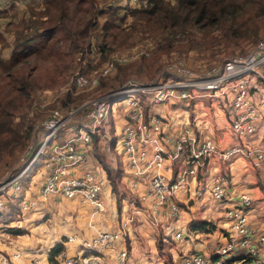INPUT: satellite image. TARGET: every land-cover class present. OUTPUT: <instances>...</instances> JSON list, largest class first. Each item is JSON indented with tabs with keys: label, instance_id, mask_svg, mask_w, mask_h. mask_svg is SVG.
Returning a JSON list of instances; mask_svg holds the SVG:
<instances>
[{
	"label": "built area",
	"instance_id": "obj_1",
	"mask_svg": "<svg viewBox=\"0 0 264 264\" xmlns=\"http://www.w3.org/2000/svg\"><path fill=\"white\" fill-rule=\"evenodd\" d=\"M144 1L114 0L130 5ZM136 55L130 53L107 59L99 73L105 74L115 63ZM263 64L264 36L247 52L224 56L206 66L199 60L190 65L181 58H174L166 61L150 80L127 79L118 87L94 95L77 106L48 109L33 134L29 133L30 138L21 155V159L24 158L22 165L20 163L0 176V213L2 210L7 214L30 211L36 204H43L52 197L89 204L93 211L102 209L103 189L108 180L103 171L89 163L87 152L92 133L101 126L105 133L109 114L119 115L121 123L116 148L127 172L126 186L135 189L140 183L144 185L136 192L138 203L131 197L121 198L130 206L122 209L123 215L115 228H94L90 239H79L74 253H66L63 248L54 255V264H106L104 249L123 237L135 215L151 226H158L160 217L166 221L178 219L180 205L176 190L187 183L189 177L193 190L200 194L196 174L211 156L223 160L240 154L248 158L255 169L264 170V141L249 139L262 119L251 87L258 89V84L252 80L256 72L260 74L258 68ZM71 79L74 85L85 88L98 83L96 74L77 71ZM223 96L228 100L223 102L228 133L239 138L241 143L235 141L222 145L209 136L197 135L187 122L174 123L173 116L147 108L149 104L159 102L186 105L200 101L202 97H213L222 102L218 97ZM108 138L103 140L102 147L110 154ZM40 154L41 181L36 192L25 193L22 175L37 162ZM173 164L175 174L170 179ZM77 165L84 168L78 170ZM212 179L208 197L223 198L226 194L225 176L216 174ZM234 197L235 203L225 208L230 220L224 242L214 246L210 255L197 251L188 253L183 264H226L236 242L244 246L248 254H258L264 236L246 221L252 197L246 191H238ZM182 232L183 226L179 225L172 235L178 238ZM76 237L75 233H67L64 238L73 240ZM19 253V250L0 252V264H15ZM119 253L123 255L125 250L121 249Z\"/></svg>",
	"mask_w": 264,
	"mask_h": 264
},
{
	"label": "rangeland",
	"instance_id": "obj_2",
	"mask_svg": "<svg viewBox=\"0 0 264 264\" xmlns=\"http://www.w3.org/2000/svg\"><path fill=\"white\" fill-rule=\"evenodd\" d=\"M4 1V0H3ZM7 2L8 6L5 8H8L6 15L3 16V13H0V30L3 28V25L5 22H16L22 18H25L27 15L29 16L28 12L26 10L28 9L26 5H35L37 0H8ZM126 1V0H121ZM98 2L103 5L105 4L103 0H89L86 3V6L88 7L87 10L77 9V10H70L69 13L65 16V20L63 23H61V29L57 31L53 36L49 38L47 43L42 45L38 51L35 53L30 54L26 58L22 59L20 62H16L15 66H10L8 68H3L0 65V103L6 104L7 100L11 97L13 98V102H18L17 107H15V104L12 103L9 107H7V111H9V115H5L4 117H10V115H13L11 118L12 124H21L23 127L32 124L29 132L33 134V130L38 126L40 120L45 116L48 109L52 107H61L64 108L66 106H77L86 99L97 95L99 93H102L106 90H111L119 85H121L125 80L127 79H135L139 81L143 80H150L152 79L157 71L161 68V66L166 62L174 58H181L186 63L192 65L196 61H201L203 66L208 65L209 63H214L220 60L224 56L232 55V54H240L247 52L250 50L253 46L252 41L248 40L247 38H243L240 35L233 33L234 35H227L224 34L225 29L222 26L215 27L211 29V37H209V40L212 41L213 49H207L202 48L200 46H195L196 49H190L185 51H171L168 53H160L159 57L154 60V63L150 66V68L141 67L138 64L140 63L137 58L140 55L149 56L151 48L154 46L156 39L159 34L153 35V34H143L140 39L136 37H132L131 39L136 41L131 46H122L117 47L115 49L109 50L105 46L104 40H101V37L99 33H97L96 28L94 25L89 24L86 26V28H83V23L86 19V17L89 15L92 19H94V5L98 4ZM10 3H13V6H9ZM264 3V1H263ZM2 3H0V6ZM11 14V15H10ZM14 14V15H13ZM27 16V17H28ZM104 16H100L98 19H103ZM29 18V17H28ZM22 20V19H21ZM257 25V40L264 36V14L260 15L256 18L254 21ZM31 25V24H30ZM20 22L17 27H15V31L10 30L8 32H2V35L4 36L3 40H0V57L4 58V55L7 54V51L9 50L10 44H7V42L11 41V38L13 37V33L17 35L20 33ZM81 28V31H80ZM253 25L251 22H248L245 24L244 29H248L249 32L253 29ZM3 31V30H2ZM22 32V31H21ZM209 35V36H210ZM17 36H20L18 34ZM221 39H218L221 37ZM177 37V36H175ZM251 38V37H249ZM103 43V49L99 50L97 47V44ZM40 45V44H38ZM197 49L203 50L200 52ZM141 51V52H140ZM146 51V54L143 52ZM130 53H137V55L133 58H128L121 62H134L132 66L127 69L124 73L118 72L117 63L112 67V69L108 70L105 74L99 73L100 68L104 66L107 59L115 58L117 56L125 55L128 56ZM104 55V56H102ZM102 56V57H101ZM7 59V56H5ZM117 66V67H116ZM258 66V65H257ZM18 68L17 70H15ZM122 68V67H121ZM258 70H260V74L253 75L254 79L252 82H256V84H260L263 86V88H260L262 95L257 94L256 92H253L252 95L255 97V100L257 101V105L259 107V115L263 116V107H264V64L260 65ZM77 72H82L85 74H96L98 77V84H96L92 88H85V87H79L72 83V74ZM12 77H25L28 78L31 81L32 86L27 87L24 91H20L19 93L15 89L16 86L13 85ZM255 90V87H251ZM68 94L70 97L65 100V95ZM214 97V96H213ZM213 101L215 98H213ZM22 99V100H20ZM219 100L222 102L214 101V103L209 104L210 99L208 97H202L199 100L201 103L197 105L188 104L183 105L181 103H175L170 104L168 102H159L154 104H149V108H152V111L154 112H165L166 114L176 113V114H183L186 112V117H179V116H173V121L175 122H187L193 127L192 129L195 130L196 133L199 135H206L211 137V139L214 142H219L222 145H226L228 143H232L235 141H239V138H235L232 135H230L228 131V119L226 118V112H225V105H223V102L228 101L225 96L218 97ZM116 100L114 103L116 104ZM39 103H43L42 106L39 105ZM226 103V102H225ZM3 104H0L3 106ZM228 105V104H227ZM193 110V111H192ZM179 118V120H177ZM197 125H203V129L205 131L199 132L197 129ZM214 125L216 126V129H219V134L226 130V132H223L218 136V139L216 140V131L214 130ZM205 126V127H204ZM201 127V126H200ZM196 128V129H195ZM110 125L106 128L105 133H102V136L100 138L105 140L107 139L108 135H111L112 132ZM30 138V136H29ZM29 138L27 140H29ZM241 143V142H240ZM25 146V145H24ZM16 152L15 154L11 155L6 150H2L0 152V176L4 175L5 173L12 171L17 165L23 161L21 159L22 152L24 150V147ZM107 156H111L116 164V158L114 156V153H107ZM238 155V158L243 159L244 161H247L249 164L248 158H244L240 154H233ZM212 157V158H211ZM210 158L212 161L216 158L215 156H211ZM231 157V156H230ZM228 157V158H230ZM40 158V159H39ZM42 154L38 156L37 162H34L30 170H26L22 175V182L24 186H27L25 184L28 176L31 178L34 177L35 174L38 173L40 170L39 163L41 162ZM227 158V159H228ZM219 160L221 159H216ZM224 163H226V159H223ZM113 162V163H114ZM22 165V163H21ZM251 165V163H250ZM78 170H82L84 167L81 165L76 166ZM250 167V166H249ZM251 167L255 169L252 165ZM250 167V168H251ZM220 171H216L215 174L223 175L226 178V183L228 185V170L227 167L222 168L220 167ZM251 168V169H252ZM29 172V173H28ZM223 172V173H222ZM198 173V171H197ZM225 173L227 175H225ZM262 175H264V170L260 172ZM40 175L42 176V170L40 171ZM197 175V174H196ZM209 175V174H206ZM261 176V175H260ZM262 179V177H260ZM211 181L206 184H204V190L201 194V197H203V203L199 205V215L204 216L207 215V212L212 209L216 208L220 212V217L222 218L223 223L226 228L230 218L226 216L225 208L228 206H231L229 201L224 198H211V200L208 198L209 191H210V184ZM187 183L191 184L189 181V177L186 179ZM123 180H120V195H124V197H131L132 193L134 192L132 187L126 186ZM256 183V182H255ZM225 185V189L226 186ZM239 188L245 190L249 195V190L253 189L252 186H245L244 184L240 183ZM198 189V188H197ZM262 190V189H261ZM194 191V190H193ZM36 192V191H35ZM195 194L196 191H194ZM104 196V195H102ZM52 197V196H51ZM56 199H59V197H54ZM52 199V198H50ZM49 200V199H48ZM48 200L46 203L43 204H36L33 209L30 211H23V212H12L10 214H7V211L2 210L0 213V251L3 252H9L13 248L21 249L20 253L23 254L27 253L28 256L40 257L44 256L47 252V250L42 249L38 251H31L32 247L39 246L47 242V240H51L54 238L59 230L58 226L55 224L58 217H62L61 220V226L65 224L68 221V218L66 217L67 210L65 205L69 204H75V201L73 199L63 198L61 197L59 201H57L58 205L61 206L62 213H57L55 210L54 204L50 202V205H53L54 208H51L50 210H47L42 215V209L45 205L48 204ZM72 200V201H71ZM74 201V202H73ZM116 205L118 204V199L116 197L115 199ZM68 202V203H67ZM105 202V198L104 201ZM253 203V202H252ZM123 205L124 209L127 206V202L120 200V205ZM119 205V206H120ZM180 205V203H179ZM52 206V207H53ZM252 206V205H251ZM49 209V208H48ZM250 209V208H249ZM251 210L248 211V214L246 215V221L249 222L248 217ZM33 215V216H32ZM120 215V208L117 207V219H119ZM33 217L34 220H29L28 217ZM37 218V221L35 219ZM135 218H138L135 215ZM25 220V221H24ZM134 220V218L132 219ZM34 224V225H33ZM12 225V226H11ZM19 229L20 232H15V229ZM92 229V233L86 238L90 239L94 229ZM22 231V232H21ZM14 232V233H13ZM49 233L48 238L43 242V233ZM67 234V233H66ZM181 241H184L185 238L183 234L181 235ZM227 238V234L225 236ZM179 238V237H178ZM64 243V249L66 250V253H74L78 244L80 243L79 238H75L73 240H67L66 238L62 239ZM26 248V249H24ZM214 248V247H213ZM28 251V252H26ZM233 251L236 254H248L247 250L244 246L239 245L237 242L234 244ZM192 251L187 252L185 255L183 254L182 261L185 256L188 255ZM197 252L203 254L201 251ZM205 253V252H204ZM125 254H123L124 256ZM208 255V254H204ZM38 264H41L38 263ZM227 264V263H226ZM234 264V263H233Z\"/></svg>",
	"mask_w": 264,
	"mask_h": 264
},
{
	"label": "trees",
	"instance_id": "obj_3",
	"mask_svg": "<svg viewBox=\"0 0 264 264\" xmlns=\"http://www.w3.org/2000/svg\"><path fill=\"white\" fill-rule=\"evenodd\" d=\"M87 1L89 0H37L33 6L26 5L29 18L27 16L22 18L24 15L21 17L22 20L5 22L0 30V40H3L5 36L2 35V32L10 30L14 32L19 22L21 25L19 28L22 31L18 33L20 36L13 33L11 41L7 42V44H10L9 50L4 58L0 57V65L3 68L15 66L16 62H20L30 54L38 51L51 36L61 29V23L64 22L65 16L70 10L88 9L86 6ZM103 1L105 3L103 5L99 2L94 5V19L88 15L83 23V28H86L89 24L96 25L97 33H99L101 40H104L105 46L109 50L133 45L136 41L134 38L132 40V37L138 36L137 38L140 39L143 34L160 35L151 48L149 56L140 55L137 58L140 62L138 65L142 68H150L160 53L196 49L195 46L213 49V46L217 43L213 44L209 37H211V29L218 26H222L225 29L224 34L229 36L236 33L252 42L257 41V25L254 21L258 16L264 14V0H145L144 3L140 2L134 5L114 2V0ZM7 2L9 1L0 0V3H2L0 13H3V16L6 15L8 10V8H5L8 6ZM9 6L12 7L13 3H10ZM100 16H104L103 19H98ZM248 22H251L254 27L250 32L248 29H244L245 24ZM221 38L222 36L218 39ZM103 45V43L97 44L99 50L103 49ZM197 50L203 51L201 49ZM5 56H7V59ZM133 63L130 61L117 63V66H120L117 69L118 72L124 73ZM12 80L18 93L32 86L31 81L25 77H12ZM12 97L14 96H11L6 104L0 103L3 104V106L0 105V152L6 150L11 155L18 153L26 144L32 126V124L24 127L20 123L17 125L12 124L11 118L13 115L4 117L9 115L7 107L12 103L15 104V107L18 105V102L12 101ZM69 97L66 94L64 98L66 100ZM147 108H149V105ZM120 123L121 117L119 115L109 114L106 128L110 125L112 134L108 135V143L113 151L117 150L116 144L120 133ZM103 131L104 129L101 126L92 133L87 152L88 160L89 163L96 165V168L104 172L108 184L117 195L120 205V200L124 198V195H120L121 183L119 181L123 180L122 183L126 185L127 172L126 170L123 171L124 166L120 165L118 151V154L115 155L117 164H114L102 149L103 139L100 140L99 136H102ZM175 168L173 164L170 179L174 178ZM131 198L135 203H138L136 194L132 195ZM121 212L122 208L120 207V215ZM187 226L209 230L214 225L208 219L198 218L190 219ZM63 248L62 239L50 245L47 254L50 264L55 263L54 255ZM238 256H243L245 259L253 258L251 254H240Z\"/></svg>",
	"mask_w": 264,
	"mask_h": 264
},
{
	"label": "crops",
	"instance_id": "obj_4",
	"mask_svg": "<svg viewBox=\"0 0 264 264\" xmlns=\"http://www.w3.org/2000/svg\"><path fill=\"white\" fill-rule=\"evenodd\" d=\"M260 88L261 85L258 84V89H253L252 93L256 92L257 94L263 96ZM253 98L255 99L254 96ZM209 99V104L214 103L215 100L213 101L212 98ZM199 103H201V101H194L191 104L197 105ZM169 115L179 116L183 119V117H186V112L183 114H176L173 112ZM177 120H179V118ZM214 127L217 135V140L218 136H220L221 133L223 135V132H226V130L222 131L219 134V129H216L215 125ZM197 129L199 132L206 130L203 129V125H197ZM197 135L199 134L197 133ZM249 139L260 142L262 140L264 141V107L260 126L256 131H254V133L249 135ZM112 153H114V156L118 154L117 150L113 151L111 149V154ZM237 156L238 155H231L230 158L226 159V163L223 162L224 160H219V162H217L218 160L216 159L219 158H215L214 161H212L211 157L207 160L205 165L198 170V173L196 175V183L201 190L200 194H195L192 185L189 183H184L183 185H180V187H178V189L176 190V197L178 202L180 203V214L177 220L166 221L163 217H160L161 222L159 223V225L151 226L147 222L141 221L136 215L138 218H135L128 224L127 232L123 235V237L114 240V242L110 246L104 249L106 264H183V254L185 255L189 251L198 250L201 252L203 251V255L205 253L210 255L211 250L214 246L224 242V240L226 239L225 236L227 234V231L226 228H224L225 226L221 224V222L223 223V221L220 217V212L218 211L219 208L217 210L216 208L214 209L213 207H211L212 209H210V211L207 212V215L204 216H200L198 213L200 209L199 205L204 202L203 197H201V194L204 190V187L202 186L208 183V181H211V178L216 175V171H220L221 166L222 168L227 167L228 170V175L225 173V175L228 176V185L226 184V194L223 198L228 200L230 205L235 203L234 194L236 192L245 191L239 188L240 183L244 184L246 187H253V189L248 191L250 193V196L252 197L253 203L250 209H248V211H251L249 213V222H247V224L250 225L254 229V231H256L257 233H261L264 236V175L260 173L261 171L254 170L251 167L250 162L248 164L247 161H244ZM108 157L111 158V156ZM113 158L114 157H112L111 160H113ZM114 164L116 163L114 162ZM120 165H122L121 162ZM124 168L123 171L126 170ZM260 177H262V179ZM26 178L27 179L24 180L26 181L25 184L27 185L24 186L25 193H34L41 181L40 170L37 174L34 175V177L32 176L30 178L29 176H27ZM143 186L144 185L140 183L135 189H133L134 192L132 193V195H135L136 192L143 188ZM103 195V200L105 198V202H103L104 207L96 211H93L91 205L89 204H77L75 202L76 205H74L67 202L68 205H65L67 208L65 212H67L66 217L68 218V221L61 226L62 217L56 218L57 221L55 224L58 226V234L51 240H47L44 246H42V243L39 246L30 248L32 249L31 251L45 249L47 250L46 254L38 258L35 257V255L28 256L27 253L23 254L21 252L15 258V264H38L40 262L41 264H50L47 259L50 245H52V243L57 240L64 239L66 233H75L79 237V239H85L86 236L92 233L91 228H115L119 222V219H117V207L120 208L122 206L123 208V205L121 204L119 206V201L116 205L115 199L117 195H115L109 184L105 185L103 189ZM127 198H129V196ZM209 199L211 200V198ZM59 200L60 198L56 199L54 197H52V199H49L48 204L45 205L41 210L42 215L47 210L54 208V206L57 213H62L61 206L57 203V201ZM122 200L123 199H121V202ZM50 202H52L54 206L50 205ZM129 206L130 204L127 203V206L123 210L129 208ZM122 215L123 214H121V216ZM32 216L28 217L29 220H34ZM198 218L208 219L214 226L209 230L195 229L187 226V222L190 219ZM35 221L39 222L37 218L35 219ZM179 225L183 226L182 234L185 238L184 241H181L182 236L176 238L172 235L173 231L176 230ZM15 232H20V230H16ZM48 234L49 233L47 232L43 233V242L48 238ZM121 249L125 250L124 256L120 255L119 253V250ZM12 250L21 251V249L13 248L9 252H11ZM235 252L233 251V253H231L227 264H264V238L260 244V250L258 254L252 255V259H245L243 256H238L240 254H236Z\"/></svg>",
	"mask_w": 264,
	"mask_h": 264
}]
</instances>
